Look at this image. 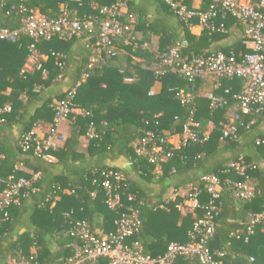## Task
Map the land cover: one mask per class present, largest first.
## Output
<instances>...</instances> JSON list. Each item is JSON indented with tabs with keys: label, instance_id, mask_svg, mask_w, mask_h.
<instances>
[{
	"label": "trees",
	"instance_id": "trees-1",
	"mask_svg": "<svg viewBox=\"0 0 264 264\" xmlns=\"http://www.w3.org/2000/svg\"><path fill=\"white\" fill-rule=\"evenodd\" d=\"M116 1L83 0L79 6L75 0H6L0 11V25L8 31L18 30L25 16L22 8L55 18L64 6L81 19L101 18L91 4L101 8ZM189 2L185 0L188 9ZM123 4L135 18V38L141 42L148 36L157 37L156 50L139 47L132 51L119 44L114 57L88 70L96 34L86 33L67 40L55 37L37 45L39 55L46 60H38L31 72L22 73L31 39L20 36L15 40H0V195L7 188L9 178L14 183L21 178L31 181V189L22 190L17 201L6 210L7 218L0 214V262H3L0 264H64L79 244L66 233L76 222L85 221L92 231L110 233L115 219L130 207L138 211L141 226L127 243L138 242L145 254L161 256L170 243L190 241L195 219L202 214L201 210L195 216L180 211L177 208L183 201L180 194L193 187L201 189L203 176L218 174L225 164L239 159L250 165L243 177L234 173L218 174L220 211L214 219L209 248L213 253L223 252L222 256L214 253L222 264H264V225H255L253 233L244 241L248 215L264 214V145H256L264 137V108L260 113L237 112L234 96L242 89L239 79H223L213 91L210 82L189 83L170 73L159 77L150 69L158 65L155 53L177 44L184 59L201 54L247 53L242 45L243 25L230 17L223 22L217 18L215 25L222 22L223 31L204 29L195 37L189 28L197 19L184 21L160 0H139L138 3L123 0ZM232 26L239 28L240 35L234 46L228 39ZM224 39L226 47H211L212 42ZM69 66L76 71V76L68 90L75 88L73 104L81 114L68 117L70 131L63 145L46 151L54 161L44 160L34 154L33 145L23 151L24 137L31 134L33 124L39 120L50 122L49 127L52 125L54 105L50 97H45V89ZM84 73L86 78L82 77ZM125 79L132 81L127 83ZM151 90L154 95H149ZM180 90L191 95L188 102L181 103L177 96ZM204 91H213L224 103L212 108ZM65 94L66 91L58 95L57 100ZM37 103L40 105L35 106L33 115H27V110ZM236 112L239 115L237 138H223L222 125ZM188 121L197 123L198 131H205L212 124L207 141L174 148L167 140L180 134ZM90 129H93L92 138L87 136ZM148 133L161 138L163 142L157 141V144L169 154L157 164H151L148 155L138 156L135 152V145ZM82 137L88 140L86 153L76 150ZM120 158L128 161L126 168L113 165ZM19 165L29 172L17 169ZM108 172H119L123 177L116 191L123 205L115 210L106 206L101 187ZM245 177L253 187L249 201L235 197L223 183L226 179L243 181ZM110 181L115 185L112 177ZM169 191L171 195L167 197ZM129 195L134 197L133 202L127 200ZM206 201L203 195L202 204ZM8 234L13 239L5 243ZM192 263L194 260L189 258L177 260V264ZM90 264H108V261Z\"/></svg>",
	"mask_w": 264,
	"mask_h": 264
},
{
	"label": "built area",
	"instance_id": "built-area-1",
	"mask_svg": "<svg viewBox=\"0 0 264 264\" xmlns=\"http://www.w3.org/2000/svg\"><path fill=\"white\" fill-rule=\"evenodd\" d=\"M4 1L6 0H0V11ZM75 1L79 6L82 5L83 0ZM160 1L184 21L196 18L197 23L210 32L223 31L222 22L228 17L239 21L244 27L242 40L249 52L239 53L237 56L224 53L201 54L184 59L177 44L168 50L155 53L154 58L158 65L150 69L154 70L159 77L170 73L189 83L210 82L213 91L218 89L223 79H239L242 81V89L238 95L234 96L237 102V112L242 114L262 112L264 108V0H211L204 12L188 9L185 0ZM91 7L94 11L98 10L101 18L81 19L72 15L64 6H61L55 18H47L39 12H26L21 7L22 12L25 13L21 19V27L16 31H8L0 25V40H15L20 36L30 38L32 42L28 45L27 51L28 57L32 58L39 55L37 45L42 40L49 41L55 37L67 40L80 38L86 33L96 34L93 53L87 64L88 70L102 65L106 58L114 57L119 44L131 48L132 51L139 47L143 48L133 35L135 18L127 13L123 0H117L114 4L101 8H98L96 3H92ZM217 18L222 21L219 26L215 25ZM55 56L61 58L60 55ZM21 72L23 73L24 70ZM44 75H46L45 72ZM82 77L86 78L87 74L84 73ZM131 81V79H125L127 83ZM213 91L206 92L204 97L210 101V106L215 108L224 102L216 97ZM154 93V90H151L149 95H154ZM177 96L181 103L191 99V95L183 90H180ZM74 97L75 88L66 91L63 99L54 106L52 125L46 135L41 139L32 137L31 134L26 135L22 145L23 151H27L33 145L35 155L44 160H51L46 151L56 149L57 142L64 139L59 128L76 110L73 104ZM237 112L226 123H223V138L234 140L237 138L236 121L239 119ZM198 126L197 123L188 121L183 125L182 132L170 137L167 142L174 148H179L187 143L207 141L211 130L209 127L212 128V124H209L205 131H198ZM87 136L93 137V129H90ZM157 141L163 142L161 138L157 139L150 133L146 134L135 145L136 154L138 156L148 155L151 164L162 162L169 154L164 153ZM256 145H264V137L256 141ZM249 167L250 165H246L242 159H239L225 164L218 174L234 173L243 177L245 170ZM218 174L203 176L201 189L193 187L180 194L183 197V201L177 206L180 211L190 212L194 216L197 210L202 211L201 216L195 219L189 242L170 243L165 253L156 257L145 254L138 242L128 244L127 240L138 233L141 226L138 211L130 207L127 212L121 213L115 219L114 230L110 233L92 231L85 221L76 222L66 233L77 239L79 244L75 247L73 256L64 264H90L98 260H107L108 264H177L180 258L193 259L194 264H222L215 259L214 253L222 256L223 252L213 253L209 248L215 228L214 219L220 211L218 187L221 179ZM110 177L115 181V185L110 181ZM122 180L123 177L119 172H108L101 182L106 197L105 204L111 210L123 205L121 196L116 193L118 184ZM223 183L233 191L235 197L242 201H249L253 197V187L246 177L243 181L226 179ZM29 189H31V181L21 178L14 183L9 178L7 188L0 195V214L5 219L7 218L6 210L17 201L21 191ZM203 195L207 197L204 204L201 202ZM175 196L177 194L173 195V198ZM127 200L133 202L134 197L129 195ZM247 218L245 242L253 233L255 225H264V214H249ZM250 261L253 262V258H250Z\"/></svg>",
	"mask_w": 264,
	"mask_h": 264
},
{
	"label": "crops",
	"instance_id": "crops-1",
	"mask_svg": "<svg viewBox=\"0 0 264 264\" xmlns=\"http://www.w3.org/2000/svg\"><path fill=\"white\" fill-rule=\"evenodd\" d=\"M210 1L211 0H190L189 7H190V9L195 10L197 12H204L208 8ZM134 2L138 3L139 0H134ZM189 32L191 33V35H194L195 37H199L204 32V29L198 23H196V24H193L190 26ZM237 35L240 36L239 35V28L232 26L231 34H230L228 39L230 40L231 45L233 44V46H234V44H236L234 42L237 39ZM139 43H141V45L143 46L144 49L156 50L157 44H158V39H157V37H154V36H148L147 38H144V40L142 39V41ZM242 45L244 46L245 49H247V45L244 44L243 41H242ZM79 46H82V45H79ZM211 47L212 48L226 47V40L224 39V41H221V42H212ZM38 60L45 61L46 57L43 55H37V56L32 57V58L27 57L26 60L24 61L23 66H22V70L31 72L33 70V67L35 66V63ZM134 61H139V59L134 58ZM118 63L120 65L123 64L122 61L121 62L118 61ZM75 76H76V71L71 66H69L67 71H65L63 74H61L54 81V83L51 86H49L48 88L45 89V97H50L53 101L52 104L55 106V104L58 101L56 97L58 95L64 93L65 91H67L70 88L71 83L75 80ZM206 92H209V91H204V93H206ZM39 105L40 104L37 103L36 105L29 108L27 110V115H33L35 106H39ZM74 114H81V110L76 109L74 111ZM49 125H50V122H45L43 120H39L33 124L32 129H31V134H33V136L35 138L41 139V138H43V136L47 132ZM209 128L211 129V127H209ZM59 130L64 135V138L68 136L69 131H70L69 119H67L66 121H64L61 124ZM63 142H64V139L57 142V148L61 147L63 145ZM87 145H88V140L85 139L84 137H82L79 140V143H78V146L76 149L77 152L86 153ZM50 158L52 161H54V158H52V157H50ZM113 165L119 167L120 169H123V168L127 167L128 161L126 159L120 158L117 161H115L113 163ZM17 168L19 170L29 172L28 169L25 168L23 165H19V166H17ZM34 177L37 178L38 175H34ZM12 239H13V235L8 234L4 238V242L9 243ZM0 263H3V262H0ZM192 264H194V263H192Z\"/></svg>",
	"mask_w": 264,
	"mask_h": 264
},
{
	"label": "rangeland",
	"instance_id": "rangeland-1",
	"mask_svg": "<svg viewBox=\"0 0 264 264\" xmlns=\"http://www.w3.org/2000/svg\"><path fill=\"white\" fill-rule=\"evenodd\" d=\"M170 195H171V193L169 191L168 194H167V197H169ZM98 226H99V220L96 221V227H98Z\"/></svg>",
	"mask_w": 264,
	"mask_h": 264
}]
</instances>
